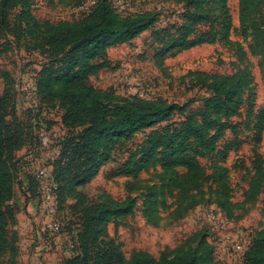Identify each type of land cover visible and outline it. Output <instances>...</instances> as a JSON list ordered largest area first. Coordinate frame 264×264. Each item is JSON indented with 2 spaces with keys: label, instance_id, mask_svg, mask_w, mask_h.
Segmentation results:
<instances>
[{
  "label": "rangeland",
  "instance_id": "obj_1",
  "mask_svg": "<svg viewBox=\"0 0 264 264\" xmlns=\"http://www.w3.org/2000/svg\"><path fill=\"white\" fill-rule=\"evenodd\" d=\"M76 1L30 0L28 11L40 22L75 21L86 15L77 10ZM90 1L95 5L98 0ZM107 1L122 15L154 13L155 21L133 39L109 48L105 63L98 58L99 68L89 77L88 85L118 96L174 103L177 110L166 120L138 130L117 144L109 160L98 166L82 189L104 193L115 202L133 200L132 212L107 227L109 236L119 244L125 264L134 252L149 253L159 259L187 249L193 252L195 264H241L239 256L228 249L229 240L242 236L250 244L264 226V67L261 57L252 50L260 41L255 37H261L264 30V13L262 16L243 13L240 0H227L230 23L226 39L184 50L162 51L159 32L181 25L185 12L195 7L175 0ZM210 5L213 28L217 31L223 24L219 0H212ZM262 5L264 8V0ZM254 10L252 3L251 11ZM17 13L18 8L11 10V17ZM255 17L260 18L257 26ZM209 26L202 24L199 31ZM235 47H241L245 57L239 58ZM46 63L44 55L23 44L13 43L8 50L0 51V95L11 89L15 107V112L11 111L14 116L8 114L6 120L13 137L10 157L16 176L10 201L2 206L4 212L9 211L16 218L15 225L7 220L5 226L8 239L13 230L18 233L14 264H64L78 253L77 234L82 218L78 210L71 209L74 201L58 199V183L52 171L38 182L25 178L28 173H40L44 168L49 171L52 155L71 135V130L61 123L62 107L57 102L42 105L35 96V77ZM244 66L253 75V89L250 95H245L239 114L229 119L235 128L224 132L213 153L199 159L202 171L209 176L205 181L189 188L185 181L162 179L157 150L142 164L135 162L137 158L133 156L141 152L152 131L181 123L189 112L201 109L212 96L189 73L232 74ZM32 121L37 123L38 131H46L49 138L46 148L36 144L37 137L28 134ZM215 167L222 169V177ZM126 169L131 171L125 172ZM178 171L185 173L183 168ZM46 191L54 199L55 212L51 216L42 207ZM219 205H223L227 217ZM52 219L61 223L59 233L46 230L44 221ZM22 222L30 227L26 235L25 231L19 233L16 226ZM203 236L214 251L209 252L200 244ZM8 255L1 264H8Z\"/></svg>",
  "mask_w": 264,
  "mask_h": 264
},
{
  "label": "trees",
  "instance_id": "obj_2",
  "mask_svg": "<svg viewBox=\"0 0 264 264\" xmlns=\"http://www.w3.org/2000/svg\"><path fill=\"white\" fill-rule=\"evenodd\" d=\"M29 1L0 0V51L8 50L14 43L23 44L27 49L45 56L47 63L35 77V96L42 105L57 102L63 109L61 123L71 130V135L62 141L57 156L50 164L53 179L58 183V199H72L74 204L71 209L78 210L82 218L81 230L77 234L78 253L64 261V264H125L119 244L109 236L107 227L109 223L132 212L133 200L127 198L123 202H115L104 193L92 190L86 192L82 186L90 180L100 164L109 160L112 149L117 144L138 130L166 120L177 110V106L161 100L118 96L111 91L95 89L87 81L99 68L98 58L102 64L105 63L109 48L133 39L150 27L155 21V14L126 16L116 12L107 0H98L92 10L81 19L49 23L38 21L28 11ZM82 1L77 0L75 6ZM175 1L195 8L185 12L181 25L159 32L163 43L162 51L176 48L184 50L227 38L230 23L227 0H219L223 24L217 31L213 28L214 19H211L212 0ZM262 2L263 0H240L241 12L262 16ZM252 3L254 12L251 11ZM17 8L18 13L11 17V10ZM259 20L260 18H254L256 26ZM202 24L210 26L199 31ZM261 32V37H255L260 41L252 50L261 57L264 67V30ZM235 53L239 58L245 57L241 47H235ZM189 74L198 84L210 90L212 96L203 103L201 109L189 112L181 123L152 131L141 152L133 157L137 158V164H142L144 159L157 150L156 155L160 156L159 162L162 164V179L174 183L185 181L189 188H194L209 177L202 171L199 159L213 153L224 132L235 128L236 125L231 124L229 119L239 114L245 95H250L253 75L247 66L232 74L200 71ZM11 111L15 112L13 91L7 89L0 95V264L6 253H9L8 264H14V254L18 253V233L13 230L9 239L5 235L7 220L14 224L16 218L11 217V212L2 210L3 203L10 201L16 176L14 161L10 157L13 137L6 120L8 114L14 116ZM36 125L35 121L29 123L28 134L37 137L36 144L42 147L40 133L46 131H38ZM178 168H183L185 173L180 174ZM131 169H126L125 172H130ZM221 170L220 167H215L220 177L223 176ZM25 176L26 180H39L33 173ZM220 183L225 188L222 180ZM219 206L224 213L223 205ZM224 215L227 217L225 213ZM200 244H204L203 247L209 252L214 251L205 236L201 238ZM195 262L193 252L187 249L176 252L172 257L164 255L159 259L149 253L134 252L128 264ZM240 262L264 264V226L254 236Z\"/></svg>",
  "mask_w": 264,
  "mask_h": 264
},
{
  "label": "built area",
  "instance_id": "obj_3",
  "mask_svg": "<svg viewBox=\"0 0 264 264\" xmlns=\"http://www.w3.org/2000/svg\"><path fill=\"white\" fill-rule=\"evenodd\" d=\"M93 4H94V1H90V0L82 1L76 8L82 13L88 14L94 7ZM40 140H41L42 147L46 148L49 143V138H48L47 133L41 132ZM57 154L58 152L56 151V154L52 155L51 157L52 161L55 159ZM49 167H50L49 171L47 170V168H44L45 170H42L40 173L36 172L35 174L37 178L40 179L45 176H48L47 174H49L52 171L51 166ZM44 199L46 200L42 201L43 210L45 211V213L51 216L55 212V207L53 204V200H54L53 196L48 191H46ZM210 218H213V215H210ZM45 228L50 233H59L61 229V223H59L57 220L52 219L45 224ZM248 247H249V243L246 242V240L242 236L235 237L229 240L228 249L230 248V250L233 253H235L236 256H239L240 261L242 260L245 252L248 250Z\"/></svg>",
  "mask_w": 264,
  "mask_h": 264
},
{
  "label": "crops",
  "instance_id": "obj_4",
  "mask_svg": "<svg viewBox=\"0 0 264 264\" xmlns=\"http://www.w3.org/2000/svg\"><path fill=\"white\" fill-rule=\"evenodd\" d=\"M48 221H44V223L46 224ZM17 227H18V231H19V233H23L24 231L26 232L25 233V235L29 232V225L26 223V222H22V223H20V224H18V225H16ZM16 227V228H17Z\"/></svg>",
  "mask_w": 264,
  "mask_h": 264
}]
</instances>
